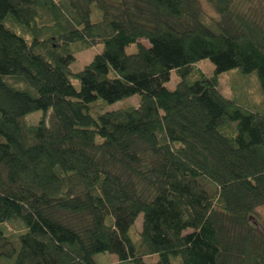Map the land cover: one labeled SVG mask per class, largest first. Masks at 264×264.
Instances as JSON below:
<instances>
[{"label": "trees", "instance_id": "obj_1", "mask_svg": "<svg viewBox=\"0 0 264 264\" xmlns=\"http://www.w3.org/2000/svg\"><path fill=\"white\" fill-rule=\"evenodd\" d=\"M208 1L218 16L201 0H0V264H264V113L218 77L256 71L264 89L262 0Z\"/></svg>", "mask_w": 264, "mask_h": 264}, {"label": "rangeland", "instance_id": "obj_2", "mask_svg": "<svg viewBox=\"0 0 264 264\" xmlns=\"http://www.w3.org/2000/svg\"><path fill=\"white\" fill-rule=\"evenodd\" d=\"M201 3L206 15L215 16V17L218 16L216 9L211 2H209L208 0H201ZM261 5L264 11V0L261 1ZM96 16L99 17V14H97L96 11H94V17ZM140 41L146 45H149V41L145 38H141ZM102 49H103V44H100L96 46H91L84 50L76 51L75 59L71 63L72 69L75 70L82 69L84 65L87 62H89V60L93 57V55L101 51ZM136 49H137L136 43H131L126 47L127 52H133L136 51ZM196 66L206 71L207 73H212V74L215 69L214 63L208 58L202 59L197 63ZM218 77H219V89L226 97L234 100L237 104H240L247 109L259 110L261 113H264V89L262 88L259 82L256 71L243 72L239 68L234 67L221 72ZM179 80L180 78L176 75V71L173 70L171 72L170 80L166 82V86L173 89L176 87L177 82ZM73 82L77 87L80 86L79 79L74 78ZM140 98H141L140 93H136L111 103L101 98H99L98 101L104 106V109H114L118 107L137 104L140 101ZM102 109L103 107H99V110ZM92 112L94 115L96 114L93 110ZM41 115H42V110L32 111L26 115L27 120L25 121L28 123L38 121ZM225 129L227 130L226 127H222V130L226 131ZM253 220L257 225L262 226L264 230V204L259 205L256 208ZM142 221H143V214L140 213L136 219L135 225L130 230V234L135 242L139 241V235L135 233V227L140 229L142 227ZM5 228L9 238H14L17 232L23 229L22 223L18 219L10 220L9 222H7ZM110 254L111 253L108 251L98 252L95 255V259L100 263L108 262L111 259ZM155 258L158 259L157 254L147 255L144 257V260L148 263H151L152 261H154ZM128 264H132V263H128Z\"/></svg>", "mask_w": 264, "mask_h": 264}, {"label": "crops", "instance_id": "obj_3", "mask_svg": "<svg viewBox=\"0 0 264 264\" xmlns=\"http://www.w3.org/2000/svg\"><path fill=\"white\" fill-rule=\"evenodd\" d=\"M110 257H111V259L108 262H118L119 261V258L117 256V254H115V253H111ZM156 260L157 259L155 258L154 261H152V262H155Z\"/></svg>", "mask_w": 264, "mask_h": 264}]
</instances>
